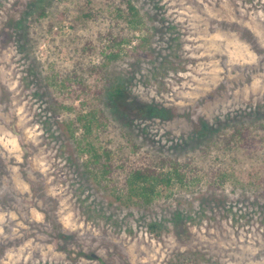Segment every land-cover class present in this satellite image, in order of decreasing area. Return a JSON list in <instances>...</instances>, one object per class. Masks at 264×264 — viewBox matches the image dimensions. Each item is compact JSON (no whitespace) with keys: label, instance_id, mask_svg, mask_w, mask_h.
Segmentation results:
<instances>
[{"label":"rangeland","instance_id":"rangeland-1","mask_svg":"<svg viewBox=\"0 0 264 264\" xmlns=\"http://www.w3.org/2000/svg\"><path fill=\"white\" fill-rule=\"evenodd\" d=\"M124 1L91 0L75 68L65 40L84 0H0V264H264V142L243 165L206 149L217 129L264 121V0H130V41ZM90 106L112 175L160 156L190 164L183 182L148 204L96 185L67 130Z\"/></svg>","mask_w":264,"mask_h":264},{"label":"trees","instance_id":"trees-1","mask_svg":"<svg viewBox=\"0 0 264 264\" xmlns=\"http://www.w3.org/2000/svg\"><path fill=\"white\" fill-rule=\"evenodd\" d=\"M111 1L113 2L115 0ZM129 1L130 0L124 1L127 4V8L125 11L123 10L130 24L128 26L130 30L127 38L128 41L134 36L133 32L139 27L138 24L142 23L137 7ZM90 4L91 0H84L83 4L77 7V12L70 22L75 34L65 40L69 47V51L75 55V68L79 65L80 58H82V54L85 52V47H79L81 38L77 36L76 32L82 26H85L87 22L91 21ZM42 14L43 13H40L39 15ZM61 15L63 16L64 14ZM53 23L54 21L49 22L47 30L52 28ZM244 33L245 32H242L241 35L247 36V41L254 48L255 52L261 55L263 50L257 46L252 34ZM120 41H122L121 37L115 40L112 46H115L116 43H121ZM86 46L89 49L88 44H86ZM116 53L118 52L111 54V57L115 58L117 56ZM73 77L76 78L75 75ZM78 79L81 80V78ZM85 80L86 78L84 75L80 83L84 84L86 82ZM96 106L100 105L97 104ZM96 106L94 108L90 106L87 114L78 115L71 120V122H69L70 124L67 126L68 133L76 145V151L79 157L82 158L83 169L96 185L105 188V181L112 183L113 186L119 183L122 185V188H124V194L126 195L125 201H133V199L137 197L138 200L141 199L142 202L148 204L155 197L157 193L156 189L159 185L169 186L174 180L183 182L186 177L184 169H190V164L189 166L187 164H178L176 160L160 156H150L146 158L147 160L144 161V163L133 167L122 180L118 175H112L118 165L120 166L122 164L114 158L115 155H112V152L107 150V148L102 149L100 145H95L93 142V139H96V137H99L106 131L105 125L108 123L103 110ZM95 108H98L97 114L94 112ZM95 130H100V133L92 137L91 135H93ZM263 142L264 121L255 120L249 124H234L226 131L217 129L209 138L206 149L209 151L211 147H217L218 150L224 153L225 151L233 153V158H236L239 152L241 156L240 164L243 165L244 158H261L262 154L261 150H259V146L263 145ZM248 152L250 153L248 154ZM1 160L0 158V173L3 167ZM168 164L171 165V168L166 170L165 166H168ZM45 214L47 223L51 226L53 231H55L54 236H59L66 240L68 235L59 228V224L55 220V215L47 212H45ZM150 227L153 229L156 225L152 224Z\"/></svg>","mask_w":264,"mask_h":264}]
</instances>
